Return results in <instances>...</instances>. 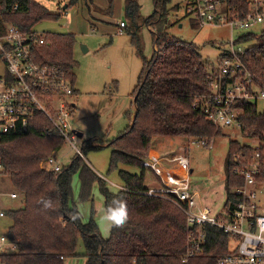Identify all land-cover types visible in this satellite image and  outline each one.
<instances>
[{
  "label": "trees",
  "instance_id": "1",
  "mask_svg": "<svg viewBox=\"0 0 264 264\" xmlns=\"http://www.w3.org/2000/svg\"><path fill=\"white\" fill-rule=\"evenodd\" d=\"M78 1L69 0L67 7ZM220 1L241 16L248 12L246 0ZM108 3L111 8L113 0ZM173 8L178 10L179 6ZM169 11L167 7L164 10L156 7L154 15L144 20L153 33L155 49L150 60L142 54L139 36L130 34L142 69L133 91L136 100L133 114L128 115L130 125L107 144L111 149L108 172L123 165L139 169L141 173L118 170L123 184L118 192H111L104 180L76 154L70 165L59 171L41 168L40 164L48 158H58L64 144L41 113L25 128L0 135L1 174L9 176L11 185L22 196L21 206L6 212L11 222L7 236L17 242L18 248L15 252L0 254V264H64L65 259L79 256L80 241L86 264H216L219 255L227 252L225 235L207 226L206 254L183 261L187 250L184 212L169 200L147 195L148 189L144 187V170L148 168L143 162L148 158L154 139H210L219 136L221 131L193 107L197 97L210 92L208 70L211 66L204 63L196 45L179 41L168 33ZM58 19V15L35 0H0V35L8 25L31 32L41 22ZM44 41L34 52L35 62L70 72L69 78L74 85L71 71L76 66L73 59L75 36L47 33ZM236 43L246 44L241 61L248 71L262 79L264 29L259 33L243 34ZM237 107L242 109L238 117L240 132L247 138H263L264 111L258 110L257 103L242 102ZM46 129L51 130L49 135ZM102 148L92 145L91 141L82 143L84 156L88 151ZM252 153V148L238 141L229 142L225 157L226 195L242 183L232 172L234 166L240 165L236 156L250 158ZM76 173L80 182V202L91 199V189L96 182L104 206L114 198L127 202L129 220L125 227H112L109 237L103 239L93 217L83 222L72 203V178ZM43 201H49L50 207L45 208Z\"/></svg>",
  "mask_w": 264,
  "mask_h": 264
},
{
  "label": "rangeland",
  "instance_id": "2",
  "mask_svg": "<svg viewBox=\"0 0 264 264\" xmlns=\"http://www.w3.org/2000/svg\"><path fill=\"white\" fill-rule=\"evenodd\" d=\"M166 1L113 0L110 8L108 0H80L70 8L67 7L69 0H36L50 13L58 15L59 19L41 22L35 27V31L75 36L73 59L76 66L71 72L75 78L74 89L78 94L71 97L75 107L68 118L69 130L83 134L82 138L76 137L75 140L79 150L82 151L84 141L103 147L88 151L85 156L82 153L83 157H79L104 180L113 193L123 186L118 170L131 174L141 173L139 169L123 165L108 172L111 149L107 144L130 125L128 115L133 114L135 104L133 91L142 69L136 49L130 42V34L136 33L139 36L142 54L150 60L155 49L153 33L144 24V20L154 15L156 7L162 10L167 7L170 10L166 26L168 33L179 41L196 45L204 63L213 67L218 66L222 52L229 49L233 37L241 36L239 32L231 33L226 26H201L198 20L186 12L187 0ZM177 5L178 10L171 9ZM120 23L127 27L121 34L118 33ZM259 31L260 29L256 30ZM6 74L5 66L0 60V77ZM257 105L259 111H264V101H259ZM210 140L212 148L190 145L187 138H157L152 141V149L157 150L160 157H164L176 156L186 148L192 170L189 175L191 187L200 193L202 203L212 209L213 213H217L221 210L226 195L225 157L229 142L238 141L251 147L256 145L235 126L222 128L220 135ZM63 142L57 158L60 167L69 166L71 158L76 154L68 141ZM151 150L149 155L156 156ZM161 168L171 170L167 163H163ZM160 186V178L150 169H145L144 187L157 189ZM12 193L17 195L16 199L10 198ZM79 193L80 182L76 173L72 178V203L83 222L86 223L93 217L101 237L107 239L111 229L100 224L96 214V209L104 205L99 184H93L88 202H80ZM21 204L22 196L11 185L9 176L0 173V212L6 217L8 210H15ZM4 217L0 218V236L7 234L11 225L10 219ZM77 252L79 256L66 259L64 264H86L81 241Z\"/></svg>",
  "mask_w": 264,
  "mask_h": 264
},
{
  "label": "built area",
  "instance_id": "3",
  "mask_svg": "<svg viewBox=\"0 0 264 264\" xmlns=\"http://www.w3.org/2000/svg\"><path fill=\"white\" fill-rule=\"evenodd\" d=\"M246 5L248 12L241 16L220 0H187L185 3L188 15L201 26H226L231 33L239 32L240 35L259 33L264 29V0H246ZM124 27V23H120L118 33H123ZM257 29L260 31L256 32ZM44 37V32H22L13 25H8L5 33L0 35V60L7 71L0 77V135L25 128L41 113L48 119L51 130L68 141L76 155L83 157L75 145L77 136L69 130L68 124L75 107L71 99L75 89L69 78L70 72L35 62L34 52L44 44ZM237 40L233 37L229 49L222 52L218 66L209 68L210 92L197 97L193 107L217 128L235 126L240 131L238 117L242 109L237 104L264 101V76L257 78L243 65L241 56L246 44H238ZM51 130L46 129L45 133L49 135ZM248 139L256 145L248 146L253 149L252 155L250 158L236 156L240 165L232 170L242 183L225 195L217 213L204 205L200 193L191 187L189 175L192 170L186 148L176 156L154 159L149 155L143 162V166L161 180V186L148 189L147 195L169 200L185 214L187 250L183 261L206 254L205 228L210 226L227 238V252L219 255L216 264H264V137ZM211 142L200 138L188 140L190 145L209 148H212ZM163 163L171 170H162ZM40 166L54 171L61 168L53 157ZM10 197L15 199L17 195L12 193ZM2 217L4 213L0 212ZM17 248V242L11 241L7 234L0 236V254L15 252Z\"/></svg>",
  "mask_w": 264,
  "mask_h": 264
},
{
  "label": "clouds",
  "instance_id": "4",
  "mask_svg": "<svg viewBox=\"0 0 264 264\" xmlns=\"http://www.w3.org/2000/svg\"><path fill=\"white\" fill-rule=\"evenodd\" d=\"M44 207H50L49 201H43ZM98 222L106 229L123 228L129 220L127 202L121 198H114L107 206L101 205L96 209ZM76 218V217H74Z\"/></svg>",
  "mask_w": 264,
  "mask_h": 264
},
{
  "label": "crops",
  "instance_id": "5",
  "mask_svg": "<svg viewBox=\"0 0 264 264\" xmlns=\"http://www.w3.org/2000/svg\"><path fill=\"white\" fill-rule=\"evenodd\" d=\"M36 1V0H35ZM80 1V0H79ZM91 1V0H90ZM71 8V7H70ZM138 28V27H137ZM126 29H127V27H126V25H125V27H124V31H126ZM148 29L151 31V28L150 27H148ZM74 85H75V83H74ZM76 92H75V94L74 95H77L78 94V91L77 90H75ZM152 152L151 153H154V155H156V156H152V155H150V157L151 158H154V159H158V157H160L159 156V154H158V151L157 150H154V149H152L151 150ZM161 164V163H160ZM11 198V197H10ZM12 199V198H11ZM16 199V198H15ZM103 200H104V198H103ZM4 218H6V217H4ZM66 260V259H65ZM65 260H64V262H65ZM68 260V259H67Z\"/></svg>",
  "mask_w": 264,
  "mask_h": 264
},
{
  "label": "water",
  "instance_id": "6",
  "mask_svg": "<svg viewBox=\"0 0 264 264\" xmlns=\"http://www.w3.org/2000/svg\"><path fill=\"white\" fill-rule=\"evenodd\" d=\"M136 100V96L134 97V102ZM77 137L82 138L83 134L79 131L73 130L72 131Z\"/></svg>",
  "mask_w": 264,
  "mask_h": 264
}]
</instances>
